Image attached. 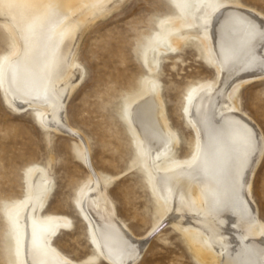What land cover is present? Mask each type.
Segmentation results:
<instances>
[{"label": "bare ground", "instance_id": "1", "mask_svg": "<svg viewBox=\"0 0 264 264\" xmlns=\"http://www.w3.org/2000/svg\"><path fill=\"white\" fill-rule=\"evenodd\" d=\"M123 1L0 0V24L14 42L0 63V90L13 111L31 110L44 130L72 137L76 157L88 168L74 203L93 241L92 253L81 260L54 245L56 234L73 224L68 215L45 214L56 183L51 167L36 163L28 169L24 199L7 211L18 264H135L144 253V237H135L115 213L110 188L120 176L95 167L88 138L64 114L86 70L77 50L90 17ZM172 5L174 14L140 43L137 57L145 76L122 118L133 142L130 167L143 175L154 205L150 233L171 223L197 264H264V221L252 198L264 133L246 114L239 92L244 84L264 80V12L240 0ZM190 44L216 77L188 95L181 116L195 134L188 141L194 150L182 157L184 136L168 113L160 71Z\"/></svg>", "mask_w": 264, "mask_h": 264}, {"label": "rangeland", "instance_id": "2", "mask_svg": "<svg viewBox=\"0 0 264 264\" xmlns=\"http://www.w3.org/2000/svg\"><path fill=\"white\" fill-rule=\"evenodd\" d=\"M174 1L124 0L116 8L93 14L77 50L86 69L84 78L79 77L64 107L68 123L88 138L95 167L120 176L110 188L115 213L126 221L135 237L145 239L144 253L135 264H197L187 242L171 229V223L164 222L163 227L150 233L154 205L143 175L130 167L133 142L122 121L128 98L137 92L145 76L137 57L140 43L162 19L174 14ZM240 1L264 12V0ZM11 38L12 33L0 24V63L13 51ZM176 55L164 61L160 76L168 113L184 136L179 149L183 157L194 150L188 141L195 134L181 116L188 95L201 81L215 79L216 70L202 60L194 44ZM243 86L239 88L243 109L264 133V80L255 79ZM50 130L36 122L31 110L13 111L0 90V264H18L17 242L7 211L24 199L28 169L36 163L49 165L56 183L45 214L68 215L73 224L72 229L56 234L54 245L78 260L92 253L90 225L74 203L88 178V168L76 157L72 137ZM252 185V198L264 221V155Z\"/></svg>", "mask_w": 264, "mask_h": 264}]
</instances>
